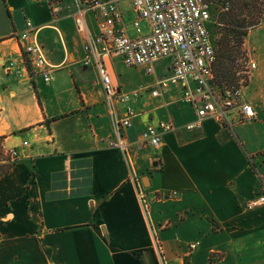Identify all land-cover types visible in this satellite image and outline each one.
Instances as JSON below:
<instances>
[{
  "label": "crops",
  "instance_id": "obj_1",
  "mask_svg": "<svg viewBox=\"0 0 264 264\" xmlns=\"http://www.w3.org/2000/svg\"><path fill=\"white\" fill-rule=\"evenodd\" d=\"M120 6L123 18L132 11L129 0ZM58 7L0 0V145L20 155L0 176V264H264V205L245 207L264 195V28L245 41L256 68L243 100L257 119L229 129L208 118L188 132L194 108L175 86H156L171 76V59L160 79L154 65L150 75L136 67L154 79L135 84L121 59L93 45L100 11L86 13L81 33L75 1ZM27 20L50 84L23 66ZM99 61L122 92L147 91L127 103L108 98ZM128 107L136 112L125 132L129 157L109 146ZM162 121L178 130L158 148H138L146 127ZM170 192L177 198L163 197Z\"/></svg>",
  "mask_w": 264,
  "mask_h": 264
},
{
  "label": "built area",
  "instance_id": "obj_2",
  "mask_svg": "<svg viewBox=\"0 0 264 264\" xmlns=\"http://www.w3.org/2000/svg\"><path fill=\"white\" fill-rule=\"evenodd\" d=\"M47 2L49 0H46ZM126 0H75V23L81 33H86L85 15L89 10H98L102 21L98 23V34L93 38V45L103 56L121 59L129 68L145 67L147 74H153V65L164 59H171V76L156 82L158 88L173 85L182 91L180 101L190 105L195 110V118L183 128L192 132L202 127L205 119H213L224 128L233 129L234 126L253 122L257 119V111L243 100L244 85L222 86L215 85L213 65L216 60L208 23L211 12L205 0H129L132 11L137 19L132 26L137 36L131 37L124 24L121 2ZM128 1V0H127ZM49 4V2H48ZM51 4L52 12L59 11L58 6ZM54 6V7H53ZM224 10H228L226 6ZM149 24V32L140 35L138 28L140 19ZM36 29L30 20L26 21V29L19 35L23 52V66L31 71H40L46 84L53 80L51 73L45 71L47 62L41 45L37 42ZM86 50L89 48L86 47ZM92 63L89 55L84 59V65ZM11 62L8 69H14L20 74L22 69L15 68ZM101 72L104 91L108 98L119 103H127L130 99L138 98L147 90L143 87L126 93L116 86L105 67L98 63ZM256 68L251 61L245 73L249 75ZM151 90V96H158L159 90ZM136 112L128 107L125 116L116 125L115 135L109 141V146L120 149L128 156L125 132L132 126ZM171 121H162L156 125H149L143 131L138 148H158L161 137L165 133L177 131ZM27 143H24L26 146ZM20 158L16 148L5 149L0 145V165L15 164ZM176 192L165 195L167 199H175ZM140 201L146 209V202L142 195ZM264 205V195L247 202L245 207L252 210ZM196 245L191 244L192 250Z\"/></svg>",
  "mask_w": 264,
  "mask_h": 264
},
{
  "label": "rangeland",
  "instance_id": "obj_3",
  "mask_svg": "<svg viewBox=\"0 0 264 264\" xmlns=\"http://www.w3.org/2000/svg\"><path fill=\"white\" fill-rule=\"evenodd\" d=\"M75 0H49V5L51 4H55L54 6H59L61 4L65 5V6H73V2ZM209 7H210V12H211V21L208 23V28H209V32H210V36H211V40H212V36H215V39H219L220 37V33L223 32V25H221V15L224 13H227L225 9V7H228V3H226L225 0H205ZM231 1V0H230ZM234 1V0H233ZM257 7H258V11L260 14H257V16H255L253 19H257L258 24L255 27L249 28L248 29V33L251 30L257 29V28H264V0H257ZM53 6V7H54ZM50 9L52 10V8L50 7ZM252 15L250 14L249 10H246L244 12V16H242V19H246L247 21H251ZM137 15L131 11V12H127L124 16V24L126 25V29L129 32L130 35L135 36L137 35L135 30L133 29V22L137 19ZM139 31H140V35H145L149 32V24L148 22L141 18L139 21V25H138ZM240 30H244V29H240ZM248 36V34H247ZM247 36L244 38V43L242 45V47L239 49V54L236 56V68L234 70L235 72V78L237 79V83L238 84H243L244 88L248 85V81H249V77L252 73V71L249 73V75H247V73H245L249 67V64L251 61L254 62L253 59V55L248 52V49L245 46V41ZM168 61H161V62H157L154 64L155 70H156V74H155V78L156 76L160 79L165 75V66L167 65ZM119 68L124 72V74H128L129 75V79L131 80V82L135 83V84H143L146 81H151L153 78H149L144 76V72H139L138 68H129L126 67L125 65L120 64ZM29 71L31 72V69H29ZM254 71V70H253ZM228 83V82H227ZM236 83V84H237ZM232 84V83H231ZM227 85V84H226ZM235 85V84H234ZM143 88V87H142ZM132 153V151H130ZM129 149H128V153L130 154ZM129 157V155H128ZM8 166H3L0 165V168L2 167H9ZM143 196V195H142ZM164 198L165 195L163 196ZM144 200H145V196H143ZM177 198V197H176ZM147 205V203H146Z\"/></svg>",
  "mask_w": 264,
  "mask_h": 264
},
{
  "label": "trees",
  "instance_id": "obj_4",
  "mask_svg": "<svg viewBox=\"0 0 264 264\" xmlns=\"http://www.w3.org/2000/svg\"><path fill=\"white\" fill-rule=\"evenodd\" d=\"M225 1L228 3V11L221 15L220 24L223 25V32L220 33L219 39H215V36H212V44L216 55L213 72L216 86L236 87L239 86L234 72L236 68V56L239 54V49L244 43V38L248 34V29L258 24L257 19L253 18L260 13L256 3L257 0ZM246 10H249L252 15L251 21H247L245 18L242 19ZM5 170L6 168L4 167L0 168V176Z\"/></svg>",
  "mask_w": 264,
  "mask_h": 264
}]
</instances>
